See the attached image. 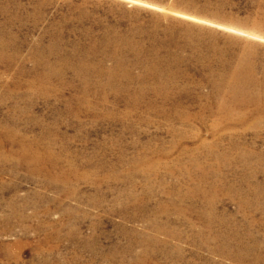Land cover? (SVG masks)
<instances>
[{"label":"rangeland","instance_id":"1","mask_svg":"<svg viewBox=\"0 0 264 264\" xmlns=\"http://www.w3.org/2000/svg\"><path fill=\"white\" fill-rule=\"evenodd\" d=\"M240 61L264 78V0H0V156L60 162L0 160V264H233L212 199L264 264V121L224 126L210 77Z\"/></svg>","mask_w":264,"mask_h":264},{"label":"bare ground","instance_id":"2","mask_svg":"<svg viewBox=\"0 0 264 264\" xmlns=\"http://www.w3.org/2000/svg\"><path fill=\"white\" fill-rule=\"evenodd\" d=\"M254 72H255L254 68L252 66H246L245 61H240L237 64L236 68H234L231 73L226 72L224 69L220 70L218 73L211 72L210 77L212 79V83H213V87H214L213 92L216 94V97L218 99V101H217V103H218L217 112L220 115V117H221L220 120L224 126L226 125V126L230 127L232 123H234L232 125H235V124L236 125H243V123H245L246 120H248L250 117H256V122L253 125V127L257 128L264 121V78L261 79V81H258L257 78H255ZM112 73H114V72H110L109 75ZM230 95H233V96L235 95L236 98L232 99V98H230ZM238 95H240V96L237 97ZM204 111H206V110H204ZM217 129H219V128H217ZM55 143H56V141H55ZM55 143L47 144V147L45 145V147H46L45 149L34 151V150H32V148L34 147L33 145L27 146L26 144H24L23 141H21L20 147H22V148L16 153V155H10L8 157H4L6 159H3V157L0 156V160L6 161L7 159L8 160L11 158L15 159L16 157L22 158V157L26 156V157H24V159L26 161H28V164L34 163V164L39 165V163H51L52 166L56 169V166L60 162L58 159L59 157L57 158L56 153L53 151V150H55V147H56ZM25 145L29 148V150H27V148L23 149V147ZM131 172H132V170H131ZM75 173L73 170H72V172L68 171V174H70L71 176H76ZM49 174H50V177L48 175H47V177L52 178V180H58V179L66 180L65 177H59V176L55 175L53 172L49 173ZM143 174L146 176H151L149 174V172L142 173V176H143ZM132 175H131V177H132ZM127 176H129V175H127ZM205 183H206V179L201 178V183L198 184V186L201 189H203L202 191H200L199 196H201L204 200H208V199H210V197H215V196L217 197V195L222 191L221 189L217 188L216 186L212 187L211 189H206L203 187V184H205ZM234 189L235 188H232V186H230L228 188V190L230 192L231 191L233 192ZM226 191L227 190H225L224 192H226ZM173 192H170L171 197H175V199H176V196H177V199L175 200L174 198L173 199L171 198L172 201L177 203L176 205L183 203L184 202V194H179L180 192H178V191L174 192V193ZM228 194H229V192H228ZM215 202L216 201H214L212 199V201L210 200L206 204V207H204L205 210H208L209 212L204 217V221H205L204 228H205V230L203 233H199V236L204 238L202 245L204 247H209L210 250L213 251V252H211L212 254L221 256L222 259L232 260L233 264H245L246 263V259H245L246 249L254 250L255 252H257L258 247L255 246V245H257V241L253 240L251 242L252 245L249 247L248 245L241 243V239L237 235L230 236L229 238L228 237L223 238L222 234H218V233L215 234L213 229H211V227H213L215 225V223H219V221H218L219 218L215 215V212H216ZM214 209H215V211H214ZM176 210H177V214L180 217H184L186 211L179 209L177 206H176ZM158 229H160V228H158ZM161 231H164V229L161 228ZM165 231H167V230H165ZM171 237H173V236H171ZM248 237H249V235L246 236V238H248ZM154 239H156V238H154ZM225 239H226V242L224 241L221 243L219 241L218 242L219 245L213 244V241H218V240L222 241ZM149 241H151V240H149ZM152 243L156 244L158 242L156 240L155 242H152ZM243 246H245V247H243ZM243 251H245V252L243 253ZM220 264H224V263L221 261Z\"/></svg>","mask_w":264,"mask_h":264}]
</instances>
